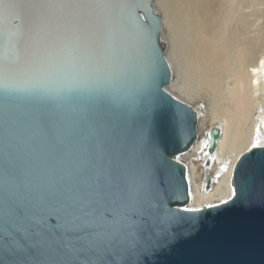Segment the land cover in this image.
<instances>
[{"label":"water","instance_id":"95a60500","mask_svg":"<svg viewBox=\"0 0 264 264\" xmlns=\"http://www.w3.org/2000/svg\"><path fill=\"white\" fill-rule=\"evenodd\" d=\"M165 52L154 0H0V264H264V206L230 195L227 203L184 211L190 193L178 158L199 139L198 117L166 90ZM34 81L67 88L24 87ZM70 112L69 132L84 123L102 133L103 164L116 184L157 194L173 238L147 259L143 247L56 250L57 239L80 244L60 227L54 167L79 148L65 133L50 141L41 125L54 129ZM201 135L198 153L214 154L220 129ZM242 177L264 184V146L237 157L231 189ZM211 185L206 173L203 191Z\"/></svg>","mask_w":264,"mask_h":264},{"label":"bare ground","instance_id":"6f19581e","mask_svg":"<svg viewBox=\"0 0 264 264\" xmlns=\"http://www.w3.org/2000/svg\"><path fill=\"white\" fill-rule=\"evenodd\" d=\"M154 7L171 69L165 88L198 117L199 139L178 158L187 172V207L226 201L237 157L264 146V0H154ZM211 127L221 131L217 150L199 154Z\"/></svg>","mask_w":264,"mask_h":264},{"label":"snow or ice","instance_id":"6c2138e0","mask_svg":"<svg viewBox=\"0 0 264 264\" xmlns=\"http://www.w3.org/2000/svg\"><path fill=\"white\" fill-rule=\"evenodd\" d=\"M94 7L102 8L104 5ZM74 119L75 114L70 112L54 129L41 125L50 141L65 133L75 140L79 148L78 155L58 156L54 167L60 177L56 188L57 200L63 210L60 227L66 233L75 234L80 244L77 248L71 242L57 239L54 241L56 250L65 253L93 251L109 245L117 252H127L143 247L142 254L147 259L150 251L173 238L165 229L168 217L155 207L157 194L148 196L141 185H130L126 181L116 184L113 171L103 164V154L108 151V145L103 141L102 133L84 123L72 127L69 132ZM231 195L246 205L264 206V184L259 187L249 185L242 177L239 188L233 187ZM184 211L200 210L185 208Z\"/></svg>","mask_w":264,"mask_h":264},{"label":"clouds","instance_id":"9594fccd","mask_svg":"<svg viewBox=\"0 0 264 264\" xmlns=\"http://www.w3.org/2000/svg\"><path fill=\"white\" fill-rule=\"evenodd\" d=\"M25 88H38L44 90H52V91H59V90H66L67 86L63 84H56L52 85L47 82L42 81H34L27 85H24Z\"/></svg>","mask_w":264,"mask_h":264}]
</instances>
